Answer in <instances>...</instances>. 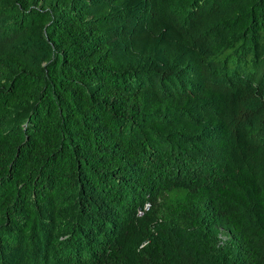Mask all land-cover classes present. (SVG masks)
<instances>
[{"label":"trees","instance_id":"trees-1","mask_svg":"<svg viewBox=\"0 0 264 264\" xmlns=\"http://www.w3.org/2000/svg\"><path fill=\"white\" fill-rule=\"evenodd\" d=\"M0 264H264V0H0Z\"/></svg>","mask_w":264,"mask_h":264},{"label":"rangeland","instance_id":"rangeland-1","mask_svg":"<svg viewBox=\"0 0 264 264\" xmlns=\"http://www.w3.org/2000/svg\"><path fill=\"white\" fill-rule=\"evenodd\" d=\"M228 237H229V231L226 228H224L223 226H219L218 231H217L218 241L223 242V241L227 240ZM141 245L142 244L139 245V248ZM128 249L131 253L135 254V252H137V250H138V246L136 248L135 245H129Z\"/></svg>","mask_w":264,"mask_h":264},{"label":"built area","instance_id":"built-area-1","mask_svg":"<svg viewBox=\"0 0 264 264\" xmlns=\"http://www.w3.org/2000/svg\"><path fill=\"white\" fill-rule=\"evenodd\" d=\"M149 205L148 203L145 204L144 206V210L148 209ZM142 214V210L138 212V215H141Z\"/></svg>","mask_w":264,"mask_h":264}]
</instances>
